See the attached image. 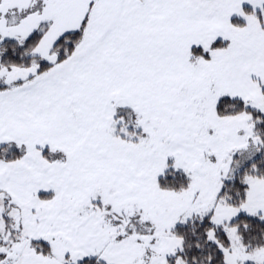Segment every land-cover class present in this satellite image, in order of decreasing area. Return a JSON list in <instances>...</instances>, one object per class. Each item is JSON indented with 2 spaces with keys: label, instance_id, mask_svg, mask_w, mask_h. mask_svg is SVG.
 <instances>
[{
  "label": "snow or ice",
  "instance_id": "snow-or-ice-1",
  "mask_svg": "<svg viewBox=\"0 0 264 264\" xmlns=\"http://www.w3.org/2000/svg\"><path fill=\"white\" fill-rule=\"evenodd\" d=\"M0 264H264V0H0Z\"/></svg>",
  "mask_w": 264,
  "mask_h": 264
}]
</instances>
